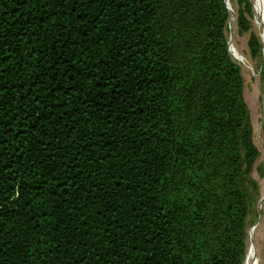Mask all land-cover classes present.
Masks as SVG:
<instances>
[{
	"label": "trees",
	"instance_id": "obj_1",
	"mask_svg": "<svg viewBox=\"0 0 264 264\" xmlns=\"http://www.w3.org/2000/svg\"><path fill=\"white\" fill-rule=\"evenodd\" d=\"M224 0H0V264H242L256 156Z\"/></svg>",
	"mask_w": 264,
	"mask_h": 264
},
{
	"label": "rangeland",
	"instance_id": "obj_2",
	"mask_svg": "<svg viewBox=\"0 0 264 264\" xmlns=\"http://www.w3.org/2000/svg\"><path fill=\"white\" fill-rule=\"evenodd\" d=\"M224 33L231 60L239 67L256 150L245 163L243 187L249 210L242 264H264V0H224Z\"/></svg>",
	"mask_w": 264,
	"mask_h": 264
}]
</instances>
